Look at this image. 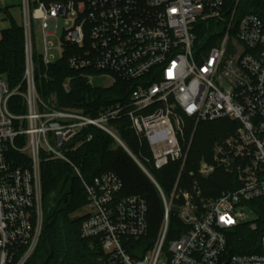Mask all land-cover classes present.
Masks as SVG:
<instances>
[{"label": "built area", "instance_id": "built-area-1", "mask_svg": "<svg viewBox=\"0 0 264 264\" xmlns=\"http://www.w3.org/2000/svg\"><path fill=\"white\" fill-rule=\"evenodd\" d=\"M20 9L23 78L12 88L0 76V264H27L35 256L46 215L42 165L74 167L71 144L90 126L130 153L164 206L152 235L145 199L122 196L123 180L113 172L89 184L74 167L87 195L81 234L100 241L105 264H264V14L237 17L236 9L226 13L224 0H21ZM60 21L69 28L57 37L56 55L49 38ZM35 22L43 54L36 53ZM212 23L222 34L198 53L197 30ZM66 56L91 85L102 77L132 83L129 101L103 107L95 118L45 101L39 69ZM123 117L151 149L146 162L156 171L180 164L170 198L110 127ZM223 118L236 123L234 133L214 144L211 162L201 160L196 173H187L195 134L188 141V129ZM183 174L205 182L222 175V190L207 195L197 178L179 188ZM172 213L179 220L174 228ZM237 242L248 253H235Z\"/></svg>", "mask_w": 264, "mask_h": 264}, {"label": "trees", "instance_id": "trees-1", "mask_svg": "<svg viewBox=\"0 0 264 264\" xmlns=\"http://www.w3.org/2000/svg\"><path fill=\"white\" fill-rule=\"evenodd\" d=\"M224 2L226 13L236 9L237 17H243L246 13L264 14V4L259 0ZM3 11L9 13L7 8ZM222 30L218 23L201 25L197 30L198 39L195 46L197 52H208L215 47L214 36L222 34ZM23 46V30L14 22L0 37V76L4 75L12 88L19 85L23 78L25 70ZM67 58L68 56L64 57L50 68L39 69L38 91L45 101H53L51 95H54L57 98V108L78 111L92 118L99 116L103 107L129 101L132 96V83L117 78L116 84L112 87L106 88L101 83L91 85L79 73L68 67ZM68 77L72 78L69 94L63 89L64 79ZM12 112H20V109L15 110L12 107ZM111 125L128 150L146 165L162 192L170 198L178 181L180 164H172L162 171H156L151 163L146 162L152 159L151 149L147 144L140 143L131 129L129 119L123 117L112 121ZM235 128L236 123L227 118L200 123L195 131L194 125L191 126L187 131L188 141L195 134L187 159L186 172L196 173L201 160L210 161L214 144L232 135ZM90 136L92 139L88 141ZM70 148L68 158L73 166L79 169L85 182L92 184L96 177L113 172L123 180L122 196L138 195L145 199L149 207L148 221L151 233L152 235L157 233L164 216L160 193L127 150L108 133L94 126L84 129ZM74 167L64 161H48L42 165L45 227L35 256L27 264H36L37 259L40 260L39 264H105L107 261L99 240L82 237L84 216H72L87 203L83 181ZM195 178L207 195H216L222 190V175L217 174L213 180L207 182L200 180L198 176L193 177ZM193 179L183 174L179 188L188 189ZM170 220L172 228L179 225L175 213L170 214ZM235 246L237 248L235 253H248L244 242H237ZM39 250L40 256L37 255Z\"/></svg>", "mask_w": 264, "mask_h": 264}, {"label": "rangeland", "instance_id": "rangeland-1", "mask_svg": "<svg viewBox=\"0 0 264 264\" xmlns=\"http://www.w3.org/2000/svg\"><path fill=\"white\" fill-rule=\"evenodd\" d=\"M20 3L21 0H0V37L2 35V32L4 30H7L11 27L12 23H16L19 25L21 28L23 27L22 21H23V13L20 9ZM8 6V12H4L3 10ZM63 21H60L59 24L61 27L57 30L56 36L55 37H50L49 38V46L51 49L52 54L58 55V50H59V39L62 37L63 34V28H69L68 26L63 24ZM35 28H34V39H35V45H36V53L38 54H43V49H44V39L42 36V30L41 26L39 25L38 22L34 23ZM58 37V38H57ZM71 83H72V78H65L64 83H63V89L64 91L69 94L71 92ZM96 83L98 84H103L106 88L107 87H112L116 84V81H113L112 79L108 77H102L98 78L97 81L93 84L95 85ZM53 97V101L56 104V96L51 95ZM110 127L113 128L112 125ZM114 129V128H113ZM115 131V129H114ZM116 132V131H115ZM120 144V143H118ZM121 145V144H120ZM88 212L87 208L84 206L82 209H79V211L75 212L72 216H84ZM246 215L248 217V221L254 220V216L250 215L249 211H246ZM41 250V249H40ZM40 250L38 251L37 255L40 256ZM40 260L37 259L35 260L36 264H39Z\"/></svg>", "mask_w": 264, "mask_h": 264}, {"label": "crops", "instance_id": "crops-1", "mask_svg": "<svg viewBox=\"0 0 264 264\" xmlns=\"http://www.w3.org/2000/svg\"><path fill=\"white\" fill-rule=\"evenodd\" d=\"M7 9H8V6L6 5ZM6 9V8H5Z\"/></svg>", "mask_w": 264, "mask_h": 264}]
</instances>
